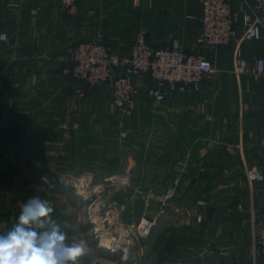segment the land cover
Segmentation results:
<instances>
[{
	"label": "crops",
	"instance_id": "crops-1",
	"mask_svg": "<svg viewBox=\"0 0 264 264\" xmlns=\"http://www.w3.org/2000/svg\"><path fill=\"white\" fill-rule=\"evenodd\" d=\"M241 5L242 0H233L239 35ZM200 12L199 0H76L70 8L59 0H25L22 22L16 24L9 0H0V31L10 35L9 43L0 42V144L30 149L33 159H51L58 151L71 175L87 169L88 129L102 138L96 150L101 160L104 134L115 131L113 143L121 145L120 124L108 119L114 114L109 92L96 88L81 98L75 79L62 73L58 57L68 44L101 34L112 51L127 55L145 28L155 47L203 52L218 72L203 80L199 91L157 102L146 94L148 77H137L140 93L128 126L147 122V138L136 135L121 145L127 155L116 157L112 172L143 177L138 185L147 192L177 185L182 209L188 193L196 197L191 207L201 219L193 221L197 245L189 247L196 264H264L249 215L253 208L259 225L264 222V183L251 189L245 176L247 166H264V74L255 80L234 73L233 45L202 47ZM258 13L264 17V9ZM242 48L250 61L264 58V34L244 41ZM154 201L147 209L158 205ZM184 250L179 249L182 258Z\"/></svg>",
	"mask_w": 264,
	"mask_h": 264
},
{
	"label": "rangeland",
	"instance_id": "rangeland-1",
	"mask_svg": "<svg viewBox=\"0 0 264 264\" xmlns=\"http://www.w3.org/2000/svg\"><path fill=\"white\" fill-rule=\"evenodd\" d=\"M108 119L120 124L118 137L123 147L136 135L147 138V122L140 128L131 126L130 130V118L122 119L114 113ZM116 136L115 131L113 135L110 131L104 134L101 160L96 150L102 138L88 129L87 169L82 175L68 174L69 162L58 151L51 159H33L30 149L17 151L16 145L0 144V233L13 227L22 204L35 195L52 203V218L69 241H88L90 252L81 258L80 264H184L183 258L184 261L193 259L192 249H185L183 258L179 249L161 254L167 241L177 233H183L186 227H195L194 223L185 221L176 198L147 233L141 223L144 218L155 216L159 203L147 207L157 200V192L139 188L143 177L129 172L123 182H112L111 178L117 174L112 172L118 163L116 157L127 155L120 144L113 143ZM187 196L193 198L192 193ZM147 200H151L148 206ZM161 238L164 240L160 241Z\"/></svg>",
	"mask_w": 264,
	"mask_h": 264
},
{
	"label": "built area",
	"instance_id": "built-area-1",
	"mask_svg": "<svg viewBox=\"0 0 264 264\" xmlns=\"http://www.w3.org/2000/svg\"><path fill=\"white\" fill-rule=\"evenodd\" d=\"M199 2V44L209 50L233 45L232 71L239 76L248 74L259 80L264 74V58L254 57L250 61L243 52L242 44L244 41L258 39L264 34V17L258 13L259 9H264V0H259L258 5H250L246 0H242L240 35L237 32L239 11L233 8V0ZM24 3L25 0H9L16 24L22 22ZM59 3L63 8H70L76 4V0H59ZM0 42H10V35L6 30L0 31ZM58 59L62 64V73L75 79V92L79 97H86L96 88H105L111 97L114 113L122 119L131 118L135 114L136 99L140 93L137 77H148L146 94L157 102H164L175 93L199 91L202 81L212 78L218 72L212 59L203 52L189 53L170 45L153 46L148 41L145 28L139 30L127 55L112 51L105 44L102 35L98 34L92 39L68 44ZM1 86L3 80L0 77ZM129 129L132 130L130 127ZM126 176L127 173H117L111 180L114 183L123 182ZM245 176L251 189L255 182L264 183V166H247ZM177 193V185H170L157 193L159 207L155 216L144 218L141 223L147 233L157 219L164 216L173 206ZM150 201L147 200V206ZM238 208L242 209L243 204L239 203ZM180 209L188 224L197 218L201 219L196 207ZM250 216L251 234L264 248V222L259 225L253 208L250 209Z\"/></svg>",
	"mask_w": 264,
	"mask_h": 264
},
{
	"label": "clouds",
	"instance_id": "clouds-1",
	"mask_svg": "<svg viewBox=\"0 0 264 264\" xmlns=\"http://www.w3.org/2000/svg\"><path fill=\"white\" fill-rule=\"evenodd\" d=\"M53 212L49 200L29 197L13 227L0 233V264H80L90 252L88 241H69Z\"/></svg>",
	"mask_w": 264,
	"mask_h": 264
},
{
	"label": "trees",
	"instance_id": "trees-1",
	"mask_svg": "<svg viewBox=\"0 0 264 264\" xmlns=\"http://www.w3.org/2000/svg\"><path fill=\"white\" fill-rule=\"evenodd\" d=\"M203 193L204 192H199V193H196V194L198 196V195H202ZM192 197H193L192 199L188 198L187 201H185L187 203V205H188L187 207H191L193 205V203L195 202L196 197L195 196H192ZM174 198H176V200L178 202V205H181V203L183 202L182 201L183 198L180 197L179 195H176ZM186 230H184L183 233H179V234L177 233V235L174 238H172V240L167 241V245L164 247V249H163L161 254L163 255V253L166 252V251L167 252H172L175 249H182V248L186 249L188 251V249H190L189 247H191V246H195L196 247L197 242L194 239V234H193L195 232V229H193V227H186ZM162 240H164V238L160 239V241H162ZM183 263L184 264H190V263H195L196 264V258L195 259L194 258L193 259H189V260H186V261L183 260Z\"/></svg>",
	"mask_w": 264,
	"mask_h": 264
}]
</instances>
